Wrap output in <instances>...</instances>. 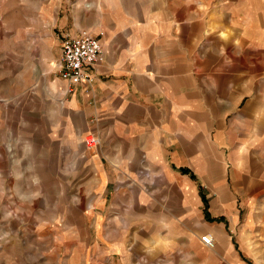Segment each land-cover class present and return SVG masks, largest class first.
Wrapping results in <instances>:
<instances>
[{
    "label": "crops",
    "instance_id": "1",
    "mask_svg": "<svg viewBox=\"0 0 264 264\" xmlns=\"http://www.w3.org/2000/svg\"><path fill=\"white\" fill-rule=\"evenodd\" d=\"M71 2L56 13V37L0 55V195L79 196L64 219L73 227L69 213L81 211L83 226L98 227L92 247L104 264H264V74L234 57L264 40L230 15L221 21L242 29L232 57L218 58L217 11L187 12L183 0ZM80 30L98 38L103 59L90 85L71 86L57 73L60 46ZM42 163L54 191L43 190ZM16 220L5 237L41 227ZM106 226L124 237L104 238Z\"/></svg>",
    "mask_w": 264,
    "mask_h": 264
},
{
    "label": "rangeland",
    "instance_id": "2",
    "mask_svg": "<svg viewBox=\"0 0 264 264\" xmlns=\"http://www.w3.org/2000/svg\"><path fill=\"white\" fill-rule=\"evenodd\" d=\"M71 1L0 0V55L9 43L22 41L28 43L33 42L35 38L38 40L41 38V42H44L48 36L56 37L57 30L54 25L56 13L58 10L60 14L68 11L72 6ZM183 1L184 9L187 12L217 11L219 18V25L216 29L218 58L232 57L230 55L234 53L235 48L231 40L232 38L234 40L236 34H239L242 29L239 25L235 26L234 29L230 28L225 21H221L223 18L230 17V15L232 18H238L239 22L244 20L249 25L247 26L249 34L256 36L259 42L264 40V0ZM35 21H38V23ZM223 32L229 34L228 39L219 36ZM65 37L67 36L63 38ZM250 48L249 51L237 52L235 50L234 57H241L244 53L250 62L251 74H264V47L257 50L252 49L253 47ZM229 50H231V53ZM205 52V49H203V54ZM1 63L0 59V67ZM260 64H262L261 67H259ZM218 85L219 87L224 86L222 83ZM1 133H5V131L0 130V135ZM18 166L20 167L21 164H18ZM50 166V163H42V184L45 191L55 190V181L50 178ZM59 183L60 181H57L56 188L58 187V189L61 187ZM34 199L37 202H34ZM70 199L78 201L81 198L76 195L49 193L38 196L0 195V264H104V260L97 259L98 251L92 247L100 234H98V227H93L92 221H90L89 227L83 226L81 211H71L69 213L73 227H69L64 219L66 213L65 202ZM93 213L95 212H91V218ZM17 218H25V221L35 220L37 222L39 220L41 227L34 229L36 235H30L29 231L31 229L33 231V228L27 225L22 227L20 231L25 236L24 238L19 237L22 240L5 237L4 232L13 229L12 225L17 222ZM8 224L10 225L7 226ZM112 229V226L102 227L101 232L104 234V238L107 235V230L108 235L124 237L121 233L123 227H115L118 234H115ZM101 240L103 241V238ZM99 248L104 250L105 244L102 242ZM117 259L115 258L114 261L119 262ZM140 264L145 263L140 262Z\"/></svg>",
    "mask_w": 264,
    "mask_h": 264
},
{
    "label": "built area",
    "instance_id": "3",
    "mask_svg": "<svg viewBox=\"0 0 264 264\" xmlns=\"http://www.w3.org/2000/svg\"><path fill=\"white\" fill-rule=\"evenodd\" d=\"M60 60L57 73L71 86L81 83L90 85L92 70L103 59V50L98 38L87 30H80L76 36L65 37L60 46ZM84 142L88 148L97 144V139L87 136ZM203 245L213 247L210 236L200 238Z\"/></svg>",
    "mask_w": 264,
    "mask_h": 264
}]
</instances>
